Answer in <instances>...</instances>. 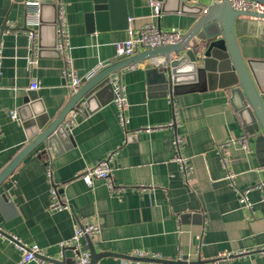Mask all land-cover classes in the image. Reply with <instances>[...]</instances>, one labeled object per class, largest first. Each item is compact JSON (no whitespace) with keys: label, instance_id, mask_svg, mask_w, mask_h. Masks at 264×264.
<instances>
[{"label":"crops","instance_id":"1","mask_svg":"<svg viewBox=\"0 0 264 264\" xmlns=\"http://www.w3.org/2000/svg\"><path fill=\"white\" fill-rule=\"evenodd\" d=\"M24 1L0 0V169L33 135L20 118V113L26 115L24 96L35 90L53 117L71 92L63 71L64 56L55 48L59 4L67 22L70 65L82 84L90 70L118 59L114 42L126 38L130 29L150 22L184 32L196 18L193 5L199 2L186 0L180 5L182 0H159L160 13L155 15L151 0H131L132 16L123 28L111 25L109 19L98 24L94 18L89 23L93 0H40L36 58L30 65ZM205 2L199 4L203 7ZM233 31L264 102V17L241 14L234 19ZM152 61H139L111 75L119 77L125 88L124 125L118 122L112 98L91 110L93 103L80 104L74 125L68 128V147L54 153L41 144L20 159L0 184L5 197L0 198V229L25 243L37 242L60 259L57 241L70 236L74 219L97 222L100 230L90 236L93 246L110 253L100 255L93 264H140L125 257L135 250L185 260L177 264H197L196 259L218 264L220 258L227 259V264H264V250H258L264 246V190L256 186L264 180L260 123L239 113L237 97L231 98L227 87L162 94L159 84L149 82L153 75L149 77L147 67ZM32 78L39 85L28 89ZM14 108L18 118L10 117ZM156 123L163 126L146 128ZM175 133L185 139L181 153L193 165L190 181L174 158ZM244 134L247 149L237 141L227 142ZM220 153L226 155V164ZM106 156L109 179L94 177L86 185L82 170ZM47 167L69 209L49 208ZM243 190L250 207L239 203ZM6 234L0 232V264H17L21 250ZM86 243L84 235L81 247ZM237 250L245 252L235 254ZM77 251L66 247L62 256L73 261Z\"/></svg>","mask_w":264,"mask_h":264},{"label":"water","instance_id":"2","mask_svg":"<svg viewBox=\"0 0 264 264\" xmlns=\"http://www.w3.org/2000/svg\"><path fill=\"white\" fill-rule=\"evenodd\" d=\"M93 1V10L87 13L89 23L94 18L98 24L100 21L104 23L109 19L111 25L119 24L120 27H128V19L132 16L131 0ZM184 1L186 0H182L180 5H183ZM198 1L200 2V0ZM262 1L264 2V0ZM199 2L193 5L196 18L178 41L142 48L131 55L121 54L113 62H104L101 68L84 80V83L70 92L67 101L53 117H49L36 91L31 89L23 98L22 107L26 115L24 117L20 113V118L23 119L22 124L30 128L33 135L0 169V184L16 167L20 159L37 146L43 144L54 153L68 147L69 144L65 141L70 137V132L63 124L68 112L80 104L93 103L91 105L93 107H87L91 110V108L98 107L113 98L114 89L112 88L111 75L121 72V69L128 65L147 59H153L151 65L147 67L149 77L153 75L149 78V82L159 84L163 89L162 94L180 93L194 88L227 87L231 98L237 97L235 107L239 113L243 114L244 112L251 121H258L264 135V102L254 83L247 62L238 49L233 31L234 19L237 16L248 14L264 17V11L258 14L246 10H236L233 8L231 0L207 4L203 10ZM157 57L158 60L155 59ZM0 198L5 197L0 194ZM0 232L6 234L1 229ZM6 236L11 238L10 234H6ZM85 236L87 243L82 248L89 249L90 264H93L100 255L110 253L109 250L97 251L90 236ZM125 257L176 264L185 262L181 258L167 260L161 257H134L127 254ZM54 260L58 264L74 262V258L72 261L64 256L60 259L54 258ZM217 261L218 264L228 263L224 258ZM194 262L204 264L200 259H196Z\"/></svg>","mask_w":264,"mask_h":264},{"label":"built area","instance_id":"3","mask_svg":"<svg viewBox=\"0 0 264 264\" xmlns=\"http://www.w3.org/2000/svg\"><path fill=\"white\" fill-rule=\"evenodd\" d=\"M222 0H206L205 3H203V10L206 8L207 4L215 3V2H221ZM27 6V12L25 17V25L27 27L26 36L28 37V63L31 65L35 58V49H36V30L35 26L39 25L41 22L40 19V0H25L24 1ZM232 6L236 10H246L249 12H255L258 13L264 11V2L262 0H231ZM152 5V11L153 14L159 15L160 13V6L161 2L159 0H151ZM56 23H55V36H56V43L55 48L57 51L64 56L65 60V67L63 69L64 76L67 79V85L68 89L72 91L77 89V86L81 83L82 77L77 74V72L74 70V68L70 65V55L68 53V47H69V36H68V30H67V22L66 18L64 16V10L61 4L57 7V13H56ZM128 36L123 39H118L114 42L115 46V52L119 56L121 54L123 55H131L135 53L138 48H146V47H154L158 44H167L171 42L178 41L183 31L179 27L171 26L169 29H161L158 26H156L154 23L146 22L139 26L136 29H130L128 31ZM104 63V62H103ZM1 71V69H0ZM94 72V70H90L86 76L91 75ZM112 82V88L114 89V96L112 98L114 104L117 107V119L118 122L122 125L125 124L127 117L125 114V107L127 103V96L125 92V88L123 87V84L119 77H116L111 80ZM38 81L36 78H32L28 89L31 88H37L38 87ZM77 107L71 109L63 124L67 128H71L74 125L75 118L74 115L77 111ZM10 117L12 118H18L17 110L14 108L10 110ZM174 120V119H173ZM170 121L168 125H172L174 121ZM159 126H163L162 123H156L154 126L147 125L146 128H156ZM231 141H237L240 146L243 149L248 148V142L246 135H240L238 137H232L227 140V142ZM185 139L181 134L175 133L173 137V145L176 149V153L174 154V158L178 161L180 170L182 174L184 175V178L186 181H190L192 176V170L193 165L189 162V156L184 155L181 153V147L184 143ZM226 142V143H227ZM223 146V143L218 146L219 151L221 147ZM221 160L223 164L227 163V157L226 155H223V153H220ZM46 177H48V195H50V202H49V208L52 209H69L68 202L65 201L61 195H59L58 192V185L57 182L54 180V178L51 175L50 167L46 168ZM109 173H110V158L109 156L104 157V159H100L99 161H96L95 163L86 165V167L82 170L80 173V177L84 181V183L87 185H90L92 183V180L94 177H101L109 179ZM110 186L111 183H109ZM256 186H259L262 190H264V180L257 183ZM262 200H264V193L262 196ZM239 203L241 206L244 207H250L251 202L248 198V195L246 191H239ZM72 233L69 237L60 239L57 241V245L60 248V257H62L64 253V248L66 247H74L78 251L74 257L73 264H90V251L89 249H83L81 247V238L84 235L92 236L99 232V224L94 221H88L87 222H81L79 219H74L73 225H72ZM2 233V232H1ZM11 240H13L14 244L21 250V257L17 264H25L28 261H37L40 264H58L55 262L54 258L50 256L46 248L39 245L37 242L35 243H25L20 238L11 235ZM260 250H264V246H261ZM244 250H237L235 251V254H242L244 253ZM134 257H141V256H151L159 258V254L157 253H149L145 250H135L131 253ZM180 257V256H179ZM59 257H56V259ZM129 260H133L136 263H143L148 264L149 261L147 260H139L138 258H127ZM157 264H164L162 261L157 262Z\"/></svg>","mask_w":264,"mask_h":264}]
</instances>
